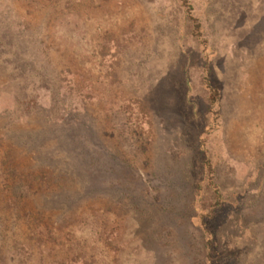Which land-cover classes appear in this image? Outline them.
<instances>
[{
	"label": "rangeland",
	"instance_id": "1",
	"mask_svg": "<svg viewBox=\"0 0 264 264\" xmlns=\"http://www.w3.org/2000/svg\"><path fill=\"white\" fill-rule=\"evenodd\" d=\"M0 264H264V0H0Z\"/></svg>",
	"mask_w": 264,
	"mask_h": 264
}]
</instances>
